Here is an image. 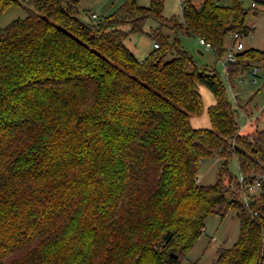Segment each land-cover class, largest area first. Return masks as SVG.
Returning <instances> with one entry per match:
<instances>
[{
  "label": "trees",
  "instance_id": "16d2710c",
  "mask_svg": "<svg viewBox=\"0 0 264 264\" xmlns=\"http://www.w3.org/2000/svg\"><path fill=\"white\" fill-rule=\"evenodd\" d=\"M81 1L0 0V16L28 13L0 30V264H179L208 217L232 210L239 239L213 264H263L264 193L246 209L230 163L264 174V130L240 134L220 74L180 44L204 39L220 59L229 36L249 33L250 10L182 0V16L166 18L165 0H126L88 23ZM149 20L158 26L147 31ZM134 34L159 48L138 59L126 46ZM256 65L264 50L238 52L229 83ZM201 87L216 100L207 129L191 123ZM215 157L218 181L202 186L200 166Z\"/></svg>",
  "mask_w": 264,
  "mask_h": 264
},
{
  "label": "rangeland",
  "instance_id": "374dc122",
  "mask_svg": "<svg viewBox=\"0 0 264 264\" xmlns=\"http://www.w3.org/2000/svg\"><path fill=\"white\" fill-rule=\"evenodd\" d=\"M126 0H82L80 18L88 23L95 19L93 14H97L99 18H103L117 11ZM253 0H242L246 8H251ZM30 0H22L25 7L34 9L29 4ZM227 3V2H226ZM141 6H150L151 0H139ZM182 0H165L164 15L166 18L173 16L181 17L183 13ZM28 15L24 7L12 6L0 16V30L8 26L17 19H24ZM251 18L247 20V25ZM158 24L149 20L145 29L148 31ZM128 30L129 27H123ZM164 34L174 38V32L169 28H164ZM244 39L246 36L243 37ZM233 37L229 36L226 40V51L220 59L217 58L213 49H207L201 44L197 37L180 36L181 46L190 53L193 58L194 65L199 68L208 70H217L226 88V95L229 102L234 105L238 111V123L240 134L254 135L257 131L264 130V68L259 75L258 84H253V77H236L233 85L227 79V53L234 46ZM153 41L145 34H134L126 40V46L135 54L139 53L140 60L145 54H149L153 50ZM203 97L204 112L201 116L191 118V123L196 129H207L211 127L208 108L216 103L213 93L206 87L200 88ZM236 96L243 100L246 106L250 120L245 112L236 104ZM220 161L215 157L204 160L198 172V182L202 186H211L217 183L219 175ZM230 170L235 175L240 174L238 160L234 157L230 163ZM240 221L236 211L227 212L224 216L221 212L208 217L205 223V231L190 250V252L182 258L179 264H213L218 257V250L221 247L231 248L239 239Z\"/></svg>",
  "mask_w": 264,
  "mask_h": 264
},
{
  "label": "built area",
  "instance_id": "2783aa9c",
  "mask_svg": "<svg viewBox=\"0 0 264 264\" xmlns=\"http://www.w3.org/2000/svg\"><path fill=\"white\" fill-rule=\"evenodd\" d=\"M255 6V4H253ZM92 17L94 19H98L97 14H93ZM233 39L235 40L234 47L227 53V63H234L236 61V54L238 52H241L244 50V44H243V37L244 34L241 31L235 32L233 35ZM201 44L204 45L207 49H212V46L210 43L205 42L204 39H200ZM154 48H159V45L154 43ZM259 72V69L255 67L253 69V83L257 84L256 76ZM199 179L197 178V181ZM237 185H240V189L244 192H246V195H244V198L242 200V205L250 210L251 203L255 201L262 193H264V174H243L240 173L236 180L234 181L232 185V190L236 188ZM257 215V213H255ZM264 264V262H263Z\"/></svg>",
  "mask_w": 264,
  "mask_h": 264
},
{
  "label": "crops",
  "instance_id": "0c3cea01",
  "mask_svg": "<svg viewBox=\"0 0 264 264\" xmlns=\"http://www.w3.org/2000/svg\"><path fill=\"white\" fill-rule=\"evenodd\" d=\"M255 4V6H253ZM251 8H247L250 10V13L248 15V18L250 17V23H248V27L250 29L249 33L246 36V38H243V44H244V50H250V49H256V50H264V0H253L251 2ZM247 18V20H248ZM231 37H233L231 35ZM235 45V41H234ZM234 47V46H233ZM153 49H154V43H153ZM135 56L138 58L139 53L135 51ZM147 57V54L142 57L141 60L145 59ZM140 59V58H138ZM257 67L259 69V72L256 76L257 84L259 81V75L262 73V66L256 65L252 66L250 68L244 69L239 77H246V75H250L253 77V69ZM253 79V78H252ZM254 84V83H253ZM243 100L240 99L239 96H236V104L241 106L242 111L245 112V114L248 117V122L250 120V115H248V111L246 110L245 104H243ZM234 106V105H233ZM199 177V176H198ZM199 179V178H198Z\"/></svg>",
  "mask_w": 264,
  "mask_h": 264
},
{
  "label": "water",
  "instance_id": "95a60500",
  "mask_svg": "<svg viewBox=\"0 0 264 264\" xmlns=\"http://www.w3.org/2000/svg\"><path fill=\"white\" fill-rule=\"evenodd\" d=\"M171 256H172L173 258H178V256H176V255H173V254H172Z\"/></svg>",
  "mask_w": 264,
  "mask_h": 264
}]
</instances>
